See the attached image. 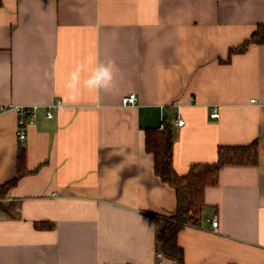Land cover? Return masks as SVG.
Wrapping results in <instances>:
<instances>
[{
  "label": "crops",
  "instance_id": "crops-1",
  "mask_svg": "<svg viewBox=\"0 0 264 264\" xmlns=\"http://www.w3.org/2000/svg\"><path fill=\"white\" fill-rule=\"evenodd\" d=\"M259 23L264 0H0V185L21 148L28 171L0 196V264H177L155 245L176 209L145 148L162 121L179 175L219 146L257 149L204 190L182 264H264V43L229 51ZM109 62L111 87H85ZM21 105L36 107L24 140Z\"/></svg>",
  "mask_w": 264,
  "mask_h": 264
},
{
  "label": "trees",
  "instance_id": "trees-1",
  "mask_svg": "<svg viewBox=\"0 0 264 264\" xmlns=\"http://www.w3.org/2000/svg\"><path fill=\"white\" fill-rule=\"evenodd\" d=\"M264 43V23L257 24L250 36L230 53L244 51L250 44ZM175 133L170 124L163 129L147 128L145 130V148L154 157V171L164 182L171 185L176 193V209L170 216L160 217L162 224L155 236L156 250L183 263V251L178 243V232L185 224H198L205 206L204 190L218 182L222 167L228 165H251L257 160L256 143L249 145L219 146L217 158L213 162L194 163L187 173L179 175L172 164V151ZM25 151L21 148L17 155V172L15 177L0 185L3 196L20 177L28 171L25 168Z\"/></svg>",
  "mask_w": 264,
  "mask_h": 264
},
{
  "label": "built area",
  "instance_id": "built-area-1",
  "mask_svg": "<svg viewBox=\"0 0 264 264\" xmlns=\"http://www.w3.org/2000/svg\"><path fill=\"white\" fill-rule=\"evenodd\" d=\"M137 102V98L134 93H130L123 97L122 104L123 105H135ZM8 107L0 106V112L6 110ZM10 108V107H9ZM14 110L17 112L18 115V122L16 127V135L19 140H24L26 138V128L29 125V123L32 122L36 115V107L35 106H14ZM216 112L213 111L210 113L211 117L216 116ZM46 116L50 117L51 113L49 111L46 112ZM184 123V120L177 117L175 119V125H182ZM166 123L162 121L159 125V129H163L165 127ZM210 222L211 229L213 231H217L218 229V219L217 215H212L210 218L207 219ZM161 253H158L160 255Z\"/></svg>",
  "mask_w": 264,
  "mask_h": 264
},
{
  "label": "clouds",
  "instance_id": "clouds-1",
  "mask_svg": "<svg viewBox=\"0 0 264 264\" xmlns=\"http://www.w3.org/2000/svg\"><path fill=\"white\" fill-rule=\"evenodd\" d=\"M115 68V65L112 62H109L106 65H100L96 69L95 72L92 73V75L86 79L83 83L84 86L89 89H108L111 87L113 83V70ZM79 83V76L78 73H73L71 77V81L68 84V87L70 89H74L76 85ZM73 99L75 97H72Z\"/></svg>",
  "mask_w": 264,
  "mask_h": 264
}]
</instances>
